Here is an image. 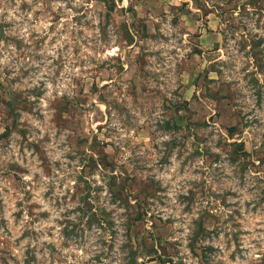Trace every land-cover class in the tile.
Instances as JSON below:
<instances>
[{
	"label": "rangeland",
	"instance_id": "1",
	"mask_svg": "<svg viewBox=\"0 0 264 264\" xmlns=\"http://www.w3.org/2000/svg\"><path fill=\"white\" fill-rule=\"evenodd\" d=\"M0 264H264V0H0Z\"/></svg>",
	"mask_w": 264,
	"mask_h": 264
}]
</instances>
